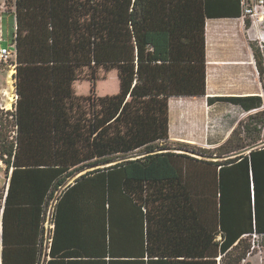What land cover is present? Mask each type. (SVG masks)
Returning <instances> with one entry per match:
<instances>
[{"label":"trees","instance_id":"16d2710c","mask_svg":"<svg viewBox=\"0 0 264 264\" xmlns=\"http://www.w3.org/2000/svg\"><path fill=\"white\" fill-rule=\"evenodd\" d=\"M240 1L5 0L18 147L2 219L41 228L55 200L46 264H243L264 248L261 54V95L207 99L248 113L222 143L169 142V98L206 94V19L239 18ZM99 69L119 91L76 95Z\"/></svg>","mask_w":264,"mask_h":264},{"label":"crops","instance_id":"0c3cea01","mask_svg":"<svg viewBox=\"0 0 264 264\" xmlns=\"http://www.w3.org/2000/svg\"><path fill=\"white\" fill-rule=\"evenodd\" d=\"M3 0H0V22L6 21V33L9 32V41L12 44L11 38L15 32V16L14 10L5 11L3 8ZM9 12V14H7ZM237 20L238 28H241L243 23L238 21V18H209L205 21V57H206V94L201 97H171L169 98V138H171V130L173 125L179 124L178 132L182 135H177L176 140L201 144L203 146H217L222 143L229 132L236 124V120L232 121L229 126L216 133H208L201 140L195 137L186 136L184 130L188 122L194 118V109L197 111V104L183 105L181 100L190 99L193 101H202L207 103L208 97L213 96H237V95H261L263 93V88L259 75L253 61L252 52L245 51L238 48H216L215 55H211L208 50V39H207V25L209 22L218 21H232ZM1 22V23H2ZM222 24H219V26ZM219 28V27H218ZM11 29V33H10ZM216 32L220 34L216 28ZM5 30L3 25L0 24V48L5 46L1 45L5 40L4 36ZM7 48V47H5ZM250 66V67H249ZM2 71L3 69L0 68ZM248 80L254 84L250 88H247ZM2 85H0L1 88ZM5 90H3L4 92ZM262 91V92H260ZM172 99H177L178 102L171 104ZM6 99L0 98V104H3ZM7 102V101H6ZM6 108L10 109L7 106ZM208 104V103H207ZM214 104H224V102H215ZM212 104L211 106H213ZM188 107V108H187ZM13 108V107H12ZM190 112H187V111ZM177 112V114H175ZM175 115V117H174ZM51 203L47 205L43 212V221L41 228L39 226L35 227L33 223H22L18 220V215H13L8 213L4 223L1 219L0 224V264H29V260L32 258V253L25 250L33 241L34 235L36 236V246H37V264H46L50 260V244L51 236L53 234V227L51 229L49 223L46 224V218L48 213H51ZM32 222V221H31ZM40 238L41 241V254H40ZM50 240V241H49Z\"/></svg>","mask_w":264,"mask_h":264},{"label":"rangeland","instance_id":"374dc122","mask_svg":"<svg viewBox=\"0 0 264 264\" xmlns=\"http://www.w3.org/2000/svg\"><path fill=\"white\" fill-rule=\"evenodd\" d=\"M249 1V0H245ZM3 8L5 11L12 10L11 5H5V0H3ZM9 14V12H7ZM240 19V18H238ZM243 23L241 28H238L237 20L232 21H218V22H209L207 25V39H208V50L211 55H215L216 48H238L242 50H247L249 53L256 52L260 53L262 59L264 58V22L261 24L257 23V26L250 27V20L249 18H245L244 21L241 19L238 20ZM248 21V22H247ZM2 22V21H1ZM1 25H3L5 33H4V42L1 43V45L7 47V49L10 52H14V46L11 45L9 41V32L6 33V21H3ZM219 24H222L219 26ZM220 28V34L216 32V28L219 31ZM11 33V29H10ZM12 41V38H11ZM253 56V55H252ZM254 61V57H253ZM255 63V61H254ZM9 64H13L14 67L8 66ZM264 64V60H263ZM250 67V66H249ZM0 68L3 69L0 70V98L6 99L3 95V90L7 91L9 95L12 94V92H15L14 82L12 86V80H14V74L16 72L15 69V62L11 58L7 63L0 62ZM99 79L93 82H89L87 80L79 79L74 82L73 89L75 91L76 95H88L90 93L91 88L93 89V93L96 96H105V95H113L116 94L119 91V80H118V74L117 70H105V69H99L98 70ZM252 85H254L251 80H248L247 88H250ZM262 92V91H260ZM7 101V99H6ZM6 101H3V105H6ZM177 99H172L171 104L177 103ZM197 104V111L194 109V118L191 119L186 128H185V134L186 136L195 137L198 140H201L205 137L208 133H216L217 131H221L225 129V127L229 126V124L232 121H237L240 119H246L248 113L243 112L240 108L230 106L227 104H214L211 106L210 104H207L206 102L202 101H193L190 99H183L181 100V103L183 105H189L193 103ZM10 109H13L12 102ZM188 108V107H187ZM187 112H190L189 110ZM177 114V112L175 113ZM175 117V115H174ZM175 121V125H173L171 130V138H169L170 145L175 151H180V149L177 145V143H190V142H184L180 140H176L173 138H176L177 135H182L181 132H178L179 124L177 123V120ZM196 145V147H203L206 149H213V146H203L201 144L196 143H190ZM186 150L191 153L193 150H196L192 147H186ZM257 248V247H256ZM264 264V248L260 249L258 247L254 253L250 254L243 264Z\"/></svg>","mask_w":264,"mask_h":264},{"label":"built area","instance_id":"2783aa9c","mask_svg":"<svg viewBox=\"0 0 264 264\" xmlns=\"http://www.w3.org/2000/svg\"><path fill=\"white\" fill-rule=\"evenodd\" d=\"M249 18L250 27H256L257 23L264 22V0H241L240 1V19L244 21L245 18ZM248 22V21H247ZM264 42V40H263ZM14 52H10L7 48H0V62L7 63L11 58L14 60ZM8 66L14 67L13 64ZM14 80H12L13 86ZM14 88V86H13ZM12 104L16 101V94L12 92ZM14 109H7L6 105L0 104V224L5 206L6 197L8 194L12 171L13 161L15 153L18 147V128L14 122V118L8 112H12ZM55 200L51 203V213H48L46 218V224L49 223L51 229L52 223V211ZM50 241V240H49Z\"/></svg>","mask_w":264,"mask_h":264},{"label":"bare ground","instance_id":"6f19581e","mask_svg":"<svg viewBox=\"0 0 264 264\" xmlns=\"http://www.w3.org/2000/svg\"><path fill=\"white\" fill-rule=\"evenodd\" d=\"M3 95L5 96V98L7 99V102H8V104H7V106L8 107H10L11 106V103H10V101H12L13 99H12V96L11 95H9V93L7 92V91H4L3 92ZM230 133V132H229Z\"/></svg>","mask_w":264,"mask_h":264}]
</instances>
